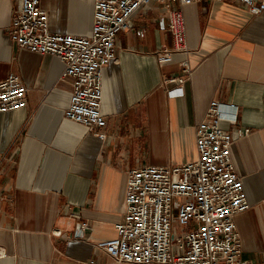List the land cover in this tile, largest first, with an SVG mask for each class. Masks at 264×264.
I'll return each mask as SVG.
<instances>
[{"label": "crops", "instance_id": "1", "mask_svg": "<svg viewBox=\"0 0 264 264\" xmlns=\"http://www.w3.org/2000/svg\"><path fill=\"white\" fill-rule=\"evenodd\" d=\"M41 5L52 32L91 35L94 0ZM18 6L0 0V80L14 73L27 87L24 107L0 112V264H140L97 246L118 234L128 171L195 161L196 127L213 99L238 107V123L221 125L233 135L231 159L250 202L235 217L241 260L264 264V10L234 0L185 5L189 52L161 63L156 51L173 45L167 13L144 3L117 34L118 59L103 69L106 124L90 130L67 117L73 88L63 61L11 38ZM184 60V93L171 95L178 84L167 79L186 75ZM238 126L250 132L239 137ZM80 225L84 237L75 236Z\"/></svg>", "mask_w": 264, "mask_h": 264}, {"label": "built area", "instance_id": "2", "mask_svg": "<svg viewBox=\"0 0 264 264\" xmlns=\"http://www.w3.org/2000/svg\"><path fill=\"white\" fill-rule=\"evenodd\" d=\"M16 1L19 6L9 28L11 38L20 47L51 53L63 61L61 77L71 78L73 88L67 117L93 130L106 124L103 69L118 59L117 34L130 29L132 17L144 3L160 2L167 13L173 45H163L156 55L161 63L171 62L176 52H189L184 6L199 0H94L89 36L52 32L41 0ZM234 1L254 14L264 10V0ZM176 2L181 6L176 7ZM181 64L186 75L167 79L178 84L169 90L171 95L184 93L183 83L191 68L188 60ZM26 94L19 75L11 73L0 80V112L24 107ZM222 121L237 124L238 107L213 99L196 127L195 161L145 164L128 171L126 209L116 224L118 234L99 241V248L117 262L254 264L241 260L243 245L235 217L249 209L250 202L231 159L233 135L222 127ZM236 131L242 137L250 128L238 126ZM177 197L182 199L179 205Z\"/></svg>", "mask_w": 264, "mask_h": 264}, {"label": "water", "instance_id": "3", "mask_svg": "<svg viewBox=\"0 0 264 264\" xmlns=\"http://www.w3.org/2000/svg\"><path fill=\"white\" fill-rule=\"evenodd\" d=\"M85 229H83V225H80L79 228L76 230L75 236L76 237H84Z\"/></svg>", "mask_w": 264, "mask_h": 264}, {"label": "rangeland", "instance_id": "4", "mask_svg": "<svg viewBox=\"0 0 264 264\" xmlns=\"http://www.w3.org/2000/svg\"><path fill=\"white\" fill-rule=\"evenodd\" d=\"M181 200H182L181 198L177 197L175 200L176 204L179 205L181 203Z\"/></svg>", "mask_w": 264, "mask_h": 264}]
</instances>
